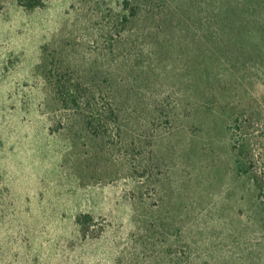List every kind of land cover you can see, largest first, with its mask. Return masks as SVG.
Here are the masks:
<instances>
[{
	"label": "rangeland",
	"instance_id": "1",
	"mask_svg": "<svg viewBox=\"0 0 264 264\" xmlns=\"http://www.w3.org/2000/svg\"><path fill=\"white\" fill-rule=\"evenodd\" d=\"M40 1L0 0V264H264V0Z\"/></svg>",
	"mask_w": 264,
	"mask_h": 264
},
{
	"label": "trees",
	"instance_id": "2",
	"mask_svg": "<svg viewBox=\"0 0 264 264\" xmlns=\"http://www.w3.org/2000/svg\"><path fill=\"white\" fill-rule=\"evenodd\" d=\"M19 3L21 6L28 8V9H35L36 7H39L42 5V2L40 0H19ZM71 103H76V105L79 106V101L77 100L78 97L76 95L69 94ZM69 98L65 97L64 102L66 103V106H68V100ZM84 219V220H83ZM92 216L90 214H84L77 218L78 224H83L85 221L89 225L91 223Z\"/></svg>",
	"mask_w": 264,
	"mask_h": 264
}]
</instances>
